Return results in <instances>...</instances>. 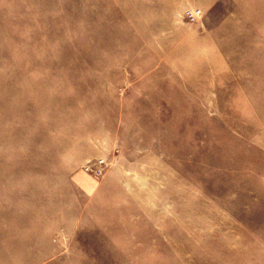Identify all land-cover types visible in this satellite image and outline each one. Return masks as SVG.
Wrapping results in <instances>:
<instances>
[{
  "label": "rangeland",
  "instance_id": "1",
  "mask_svg": "<svg viewBox=\"0 0 264 264\" xmlns=\"http://www.w3.org/2000/svg\"><path fill=\"white\" fill-rule=\"evenodd\" d=\"M0 264H264V0H0Z\"/></svg>",
  "mask_w": 264,
  "mask_h": 264
},
{
  "label": "built area",
  "instance_id": "2",
  "mask_svg": "<svg viewBox=\"0 0 264 264\" xmlns=\"http://www.w3.org/2000/svg\"><path fill=\"white\" fill-rule=\"evenodd\" d=\"M201 11L197 10H187L186 15L187 19L194 22L200 16ZM107 162L104 159H94L92 161L87 162L83 170L86 174L92 177H100L104 174L106 170Z\"/></svg>",
  "mask_w": 264,
  "mask_h": 264
}]
</instances>
